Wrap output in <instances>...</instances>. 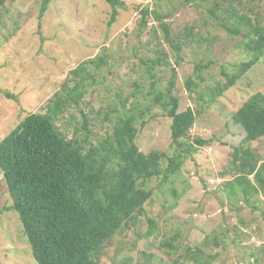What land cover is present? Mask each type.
I'll return each instance as SVG.
<instances>
[{"label":"rangeland","instance_id":"obj_1","mask_svg":"<svg viewBox=\"0 0 264 264\" xmlns=\"http://www.w3.org/2000/svg\"><path fill=\"white\" fill-rule=\"evenodd\" d=\"M121 1L110 25L111 6L104 0H50L41 18V0L6 3L0 25V140L27 114L44 112L48 100L70 78L69 70L94 56L106 54L107 63L98 69L89 66L79 105L68 107L57 120L67 138L83 139L85 117L90 143L111 131L114 111L137 116L144 110L154 95L151 81L165 91L174 69L172 91L178 110H193V126L180 145L174 144L171 119L153 106L135 122L136 142L143 153L182 154L183 163L168 180L159 176L145 183L151 190L145 214L115 233L103 247L100 264H194L187 247H200L207 264H264L262 199L255 208L247 206L239 188L229 183L235 176L230 152L245 135L232 115L254 92L264 94V54L210 107L199 100L209 86L224 81L223 70L231 72L250 58L240 48L241 34H230L223 25L233 21L231 10L264 26V0ZM146 6L164 16L180 42L191 28L192 37L178 55L153 16L139 27L140 11ZM161 50L169 63L153 70L151 77L142 61L150 62ZM196 64H208L199 71L200 78L194 74ZM187 78L199 84L193 91L185 86ZM195 138L207 143L195 144ZM189 144L192 151L186 152ZM250 145L264 161V137ZM166 164L162 158L161 167ZM11 204L0 169V264H36L17 212L4 209ZM149 219L155 225L151 235ZM172 236L174 248L161 244Z\"/></svg>","mask_w":264,"mask_h":264},{"label":"trees","instance_id":"obj_2","mask_svg":"<svg viewBox=\"0 0 264 264\" xmlns=\"http://www.w3.org/2000/svg\"><path fill=\"white\" fill-rule=\"evenodd\" d=\"M8 1L12 0H0V25L1 9ZM104 1L111 6L110 25L123 2ZM49 2L41 0L40 18ZM217 7L215 4L209 10L211 15H215ZM231 12L233 21L223 25L230 34H241L240 48L250 58L231 72L223 70L224 81L215 82L201 95L199 100L207 108L264 54V26L243 12ZM148 16L159 21L164 40L178 55L192 37L191 28H187L188 32L180 42L172 36L169 24L156 8L149 10L146 6L141 9V29L146 26ZM166 57L161 50L153 60L142 61V64L153 77V70L168 65ZM106 58V54L94 56L69 70L70 78H66L59 91L48 100L45 111L27 114L0 140V169L12 199V204L4 209L17 212L36 264H100L103 247L115 233L137 215L145 214L144 203L151 196V190L144 188L145 183L159 176L162 181L168 180L183 163L182 154L169 157L165 152L156 150L143 153L136 142L135 122L153 106H159L171 119L170 136L174 144L180 145L193 126V110L190 107L178 110L179 101L172 91L174 69L165 91L156 88V80L151 81L154 95L150 104L137 116L129 111H114L117 114H114L111 131L96 143L88 141L85 117L82 129L86 134L83 139L75 136L67 138L59 129V116L68 107L80 103L85 81L90 78L89 66L98 69L107 63ZM207 67L208 64H196L195 77L200 78L199 71ZM198 85L191 78L185 80V86L190 91ZM232 120L242 127L245 135L230 152V168L235 173L229 181L230 187L239 188L246 205L255 208L260 198L264 204V161L250 143L264 137V94L254 92L250 95L233 113ZM194 143L204 145L207 141L195 138ZM191 147L189 144L185 151L191 152ZM162 158L167 159L164 168L160 165ZM149 223L151 226L147 235H151L155 227L152 220L149 219ZM173 241L175 236L161 244L174 248ZM187 255L194 260V264H207L202 259L200 247H187ZM209 258L213 259L212 256Z\"/></svg>","mask_w":264,"mask_h":264}]
</instances>
